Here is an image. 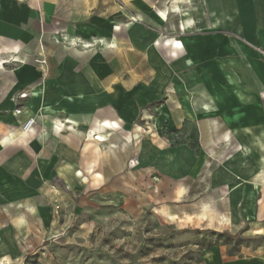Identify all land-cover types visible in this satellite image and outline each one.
Segmentation results:
<instances>
[{
    "label": "crops",
    "instance_id": "1",
    "mask_svg": "<svg viewBox=\"0 0 264 264\" xmlns=\"http://www.w3.org/2000/svg\"><path fill=\"white\" fill-rule=\"evenodd\" d=\"M194 1L178 37L106 21L83 48L33 1L0 0V264L39 258L98 196L140 180L167 182L163 215L199 207L184 218L209 243L200 264H264V0ZM141 117L155 134L134 130Z\"/></svg>",
    "mask_w": 264,
    "mask_h": 264
},
{
    "label": "rangeland",
    "instance_id": "2",
    "mask_svg": "<svg viewBox=\"0 0 264 264\" xmlns=\"http://www.w3.org/2000/svg\"><path fill=\"white\" fill-rule=\"evenodd\" d=\"M25 1L45 8L64 29L76 32L83 48L96 42L93 34H102L106 21L143 23L159 30L162 40H167L185 33L188 29L184 22H193L196 12L194 0ZM161 13L166 18L158 25L154 18ZM190 25L192 28L193 23ZM183 28V32L179 31ZM168 92L166 89L165 94ZM152 125L151 117H141L134 130L150 137L155 134L148 129ZM181 134L177 137L179 141H183ZM136 158L134 152L128 161L129 171L135 172ZM166 183L152 188L149 181H134L126 193L98 196L91 212L79 214L78 219L69 221L68 229L52 235L44 254L39 258L34 255L28 264H200L201 249L209 243L200 239L199 231L187 226L189 218H184L186 214L199 217V207L179 206L176 212L179 220L169 217L167 212L159 213L157 209H165L168 204ZM215 201V197L208 201L209 220L216 218L211 208ZM54 216L58 218V214ZM77 223L81 229L78 234Z\"/></svg>",
    "mask_w": 264,
    "mask_h": 264
},
{
    "label": "built area",
    "instance_id": "3",
    "mask_svg": "<svg viewBox=\"0 0 264 264\" xmlns=\"http://www.w3.org/2000/svg\"><path fill=\"white\" fill-rule=\"evenodd\" d=\"M55 35H58L61 39L62 42L64 41H68L69 44L71 45H80V39L79 38H74V39H71V40H68L65 32H56ZM84 44V43H83ZM83 44H81L83 46ZM33 64L35 66H37L38 68H41V71L43 73H46L47 71V64H46V60H43V59H40V58H35L33 60ZM27 96V93L26 92H22L19 94L18 98L19 99H24L25 97ZM15 113L16 114H19L20 113V110L17 109L15 110ZM35 125V119L34 118H29L23 125H22V128L25 132H31L32 131V128L33 126Z\"/></svg>",
    "mask_w": 264,
    "mask_h": 264
},
{
    "label": "bare ground",
    "instance_id": "4",
    "mask_svg": "<svg viewBox=\"0 0 264 264\" xmlns=\"http://www.w3.org/2000/svg\"><path fill=\"white\" fill-rule=\"evenodd\" d=\"M178 1H179V0H178ZM178 1H176L175 4H178ZM160 16H161V18H162V17H163V18H166V15H165L164 13H161ZM60 126H62V125H60ZM25 133H27V132H25V131L23 130L22 127H21V130L18 131V134H20V135H21V134H25ZM18 134H17V135H18ZM99 140H101V139H99Z\"/></svg>",
    "mask_w": 264,
    "mask_h": 264
}]
</instances>
